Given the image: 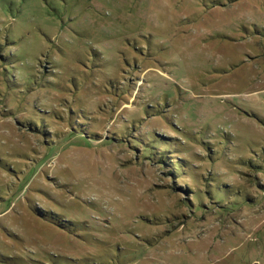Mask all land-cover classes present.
Instances as JSON below:
<instances>
[{
  "label": "rangeland",
  "instance_id": "rangeland-1",
  "mask_svg": "<svg viewBox=\"0 0 264 264\" xmlns=\"http://www.w3.org/2000/svg\"><path fill=\"white\" fill-rule=\"evenodd\" d=\"M0 264H264V0H0Z\"/></svg>",
  "mask_w": 264,
  "mask_h": 264
}]
</instances>
